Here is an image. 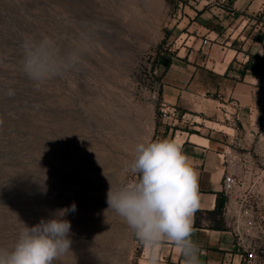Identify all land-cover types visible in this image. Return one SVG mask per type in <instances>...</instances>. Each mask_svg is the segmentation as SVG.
<instances>
[{
	"label": "rangeland",
	"instance_id": "1",
	"mask_svg": "<svg viewBox=\"0 0 264 264\" xmlns=\"http://www.w3.org/2000/svg\"><path fill=\"white\" fill-rule=\"evenodd\" d=\"M180 3L0 0V248L13 246L25 225L75 203L76 211L65 216L70 251L55 264H149L133 230L108 209L107 193L138 178L129 165L143 141L124 142L129 127L118 115H132L143 133L150 131L149 106H160L153 94L165 51L161 34ZM43 37L62 56L75 52L80 61L36 82L22 70V45ZM256 241L253 264H264V235ZM177 251L166 242L158 264H183Z\"/></svg>",
	"mask_w": 264,
	"mask_h": 264
},
{
	"label": "crops",
	"instance_id": "2",
	"mask_svg": "<svg viewBox=\"0 0 264 264\" xmlns=\"http://www.w3.org/2000/svg\"><path fill=\"white\" fill-rule=\"evenodd\" d=\"M178 6L162 31L165 51L155 72L162 82L160 98L168 105L166 112L176 115L164 117L163 107L151 104L150 131L144 133L142 121L132 115L119 114L118 119L129 127L122 132L125 143L185 136L180 145L198 171L200 200L192 239L199 248V264H242L227 221L221 214L214 217L213 211L225 203L226 176L243 177V190L254 197L264 188V179L255 176L257 160H264V143L256 134L264 120V0H181ZM201 116L202 121L197 120ZM209 124L226 126L234 134ZM186 128L205 129L208 134L201 136L225 149L191 142L188 135L196 133ZM167 246L178 250L172 242Z\"/></svg>",
	"mask_w": 264,
	"mask_h": 264
},
{
	"label": "clouds",
	"instance_id": "3",
	"mask_svg": "<svg viewBox=\"0 0 264 264\" xmlns=\"http://www.w3.org/2000/svg\"><path fill=\"white\" fill-rule=\"evenodd\" d=\"M22 47V70L36 82L58 76L80 61L75 52L62 56L49 37L28 38ZM135 153L129 171L138 178L116 190L110 187L108 209L133 230L149 253V264H158L166 242L174 244L185 264H199V248L192 239L193 214L200 200L198 171L173 140L140 143ZM75 211L73 203L32 227L24 224L13 246L0 248V264H55L70 251L71 222L65 216Z\"/></svg>",
	"mask_w": 264,
	"mask_h": 264
},
{
	"label": "built area",
	"instance_id": "4",
	"mask_svg": "<svg viewBox=\"0 0 264 264\" xmlns=\"http://www.w3.org/2000/svg\"><path fill=\"white\" fill-rule=\"evenodd\" d=\"M262 25L264 26V21ZM161 88L162 82L157 81L153 98L159 100V104L163 107L164 117L175 116L176 112H166L168 105L160 98ZM256 134L258 135L257 141L264 143V120L261 129ZM259 161L256 162L258 172L255 176L257 180H262L264 179V161L260 165ZM244 184L246 182L243 177L226 176L223 190L226 201L222 207V216L236 239L238 249L241 247L240 257L243 261L253 264L257 258L256 240L264 235V191L254 197L249 191L243 190Z\"/></svg>",
	"mask_w": 264,
	"mask_h": 264
},
{
	"label": "bare ground",
	"instance_id": "5",
	"mask_svg": "<svg viewBox=\"0 0 264 264\" xmlns=\"http://www.w3.org/2000/svg\"><path fill=\"white\" fill-rule=\"evenodd\" d=\"M197 119L199 120V118H197ZM184 137L185 136H182L181 134H178V136L176 138V142L179 143V144H181V142L184 139ZM188 137H189V139H190L191 142H194L196 144L205 145V146H207V148L208 147L209 148H213V149H215L217 151H222V149H225V146L224 145H221V144H212L209 140H207V138H205L204 136H201L199 134H191V135H188Z\"/></svg>",
	"mask_w": 264,
	"mask_h": 264
},
{
	"label": "trees",
	"instance_id": "6",
	"mask_svg": "<svg viewBox=\"0 0 264 264\" xmlns=\"http://www.w3.org/2000/svg\"><path fill=\"white\" fill-rule=\"evenodd\" d=\"M185 131H188V132H190V133H196L195 131H191L189 128H186V130ZM222 204L221 203H219L217 206H216V208H215V210L213 211V216L214 217H216V216H219L220 214L222 215ZM220 222V221H219Z\"/></svg>",
	"mask_w": 264,
	"mask_h": 264
}]
</instances>
